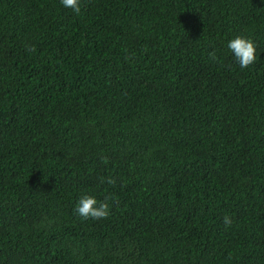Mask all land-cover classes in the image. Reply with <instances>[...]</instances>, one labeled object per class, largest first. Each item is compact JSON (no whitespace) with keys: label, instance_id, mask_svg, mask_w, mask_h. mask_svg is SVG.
Wrapping results in <instances>:
<instances>
[{"label":"trees","instance_id":"16d2710c","mask_svg":"<svg viewBox=\"0 0 264 264\" xmlns=\"http://www.w3.org/2000/svg\"><path fill=\"white\" fill-rule=\"evenodd\" d=\"M80 8L0 0V264H264V0Z\"/></svg>","mask_w":264,"mask_h":264},{"label":"clouds","instance_id":"9594fccd","mask_svg":"<svg viewBox=\"0 0 264 264\" xmlns=\"http://www.w3.org/2000/svg\"><path fill=\"white\" fill-rule=\"evenodd\" d=\"M61 4L65 8L72 9L75 14H79L81 11L80 0H61ZM227 47L229 51L233 53L234 59L238 62L239 66L242 69L248 68L256 60V48L251 39L238 35L228 42ZM209 57L212 60H216L215 52H211L209 54ZM104 182V178H101V183ZM107 183L114 184L115 180H113L112 178H108ZM107 199L109 198H105L104 201L98 202L92 196H82L79 198L74 211L78 216L85 220L106 219L109 215V204L107 203ZM231 223V219L228 216H225L224 224L226 226H230Z\"/></svg>","mask_w":264,"mask_h":264}]
</instances>
